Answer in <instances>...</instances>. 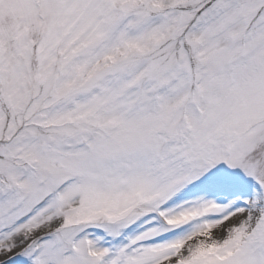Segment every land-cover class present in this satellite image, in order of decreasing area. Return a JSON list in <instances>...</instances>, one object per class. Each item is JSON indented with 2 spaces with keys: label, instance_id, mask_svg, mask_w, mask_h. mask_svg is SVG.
<instances>
[{
  "label": "snow or ice",
  "instance_id": "6c2138e0",
  "mask_svg": "<svg viewBox=\"0 0 264 264\" xmlns=\"http://www.w3.org/2000/svg\"><path fill=\"white\" fill-rule=\"evenodd\" d=\"M0 264H264V0H0Z\"/></svg>",
  "mask_w": 264,
  "mask_h": 264
}]
</instances>
